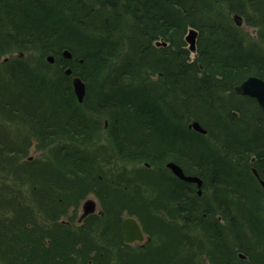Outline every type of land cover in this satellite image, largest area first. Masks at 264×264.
<instances>
[{
  "label": "trees",
  "instance_id": "trees-1",
  "mask_svg": "<svg viewBox=\"0 0 264 264\" xmlns=\"http://www.w3.org/2000/svg\"><path fill=\"white\" fill-rule=\"evenodd\" d=\"M233 15L255 32L233 22ZM189 28L198 32L194 53L185 40ZM158 39L166 45H156ZM5 55L3 120L27 124L26 132L44 146L64 135L84 147L108 128L109 157L103 165L102 151L85 154L80 147L66 158L52 152L44 165L48 177L41 175L49 200L32 188L18 203L8 183L0 185V264H186L187 258L196 262L197 250V260L206 252L213 264H264V233L251 215L256 211L249 203L239 215L217 208L226 185L209 163L217 150L246 165L252 150L243 146L264 140V112L233 89L249 74L264 79V0H0V58ZM66 66L73 73L67 75ZM74 75L86 83L81 105ZM192 121L206 134L189 128ZM20 131L0 121L5 174L20 156ZM252 148L261 151L256 166L264 177V151ZM112 156L139 165L112 166ZM168 161L203 179L201 201L196 186L174 176ZM204 188L212 191L209 199ZM91 192L103 214L74 223L69 202L76 213ZM127 208L151 225L162 248L138 252L122 240ZM237 219L242 228L234 232ZM198 226L205 231H195ZM184 241L196 245L192 255L181 248Z\"/></svg>",
  "mask_w": 264,
  "mask_h": 264
},
{
  "label": "rangeland",
  "instance_id": "rangeland-1",
  "mask_svg": "<svg viewBox=\"0 0 264 264\" xmlns=\"http://www.w3.org/2000/svg\"><path fill=\"white\" fill-rule=\"evenodd\" d=\"M241 20L242 21L240 23V26L242 25L246 31L250 30L252 33L255 32L254 30H252L251 27H248L244 24L243 19H241ZM197 37H198V32L196 31V38ZM196 38H195V42H196ZM161 42H163V45H166L164 43L163 39H161ZM186 43H188V42H186ZM190 51L194 53V51H192V50H190ZM15 54L16 53H14V55ZM6 59H9L7 55L2 56L0 58V61L6 60ZM50 63H54V61L50 62ZM1 95L3 96V94H1ZM102 120L104 121L103 126L105 127L106 120L105 119H102ZM0 121L4 122L9 128L21 129L20 134H19V139H20L19 142L20 143L18 146V152H19L20 156L17 158L16 164L12 165L11 173L5 174L4 172H2L0 170V185L4 184V182L6 181L8 183V184H5L7 190L8 189L13 190L14 195L18 197V203L24 202V200L27 201V197L30 196L32 188L36 191L37 194H40V195L42 194V196H44L46 200H49L50 198L48 197V193H47L48 191L47 190H41L43 188V185L41 183H39L38 185H31V187H30L29 185H27V182H26L28 180V178L26 177V181L23 183V181L25 180L24 179L25 176H21L20 174L23 173V170H25V172H28V170H29V172H32L34 167H36V170H35L36 175H38L40 177H41V175L44 177H48L47 176L48 174L45 171L46 168L44 167V165L46 164L48 159H52V152L57 154L58 156L66 158L68 156H72L76 152H79L80 147H83V143L77 142V141H71L70 139H67L64 135H62L59 138L57 137L55 142H52L51 144H47V146H44L43 143H41V144L39 143V140L32 134V131L27 130V132H26V128L28 127L27 124L23 125L20 122H17V123H15L16 124L15 125L12 122H7V121L3 120L1 114H0ZM107 131H108V128L107 129L106 128L101 129L100 130V138L98 140H95L96 138L93 139V140H95L94 143H92L93 142L92 140L86 141L85 142L86 144L82 148L83 151L85 152V154H90L93 152H96V154H98L99 152L102 151L101 163L103 165H104L105 161L107 160V158L109 157V154L106 151V147L109 146V142L107 140L108 138L106 137ZM204 134H206V132ZM252 147H255V148L260 147L262 149V151H264V146L262 144H260L259 142L256 143L255 141L250 142L247 145L243 146V148H245V150L246 149L247 150L254 149ZM261 149H258V150H261ZM111 150L113 152L112 147H111ZM218 155L220 157H217ZM222 157L225 159V161L223 163L218 164V162H216V159H221ZM226 157L224 156L223 152H221V151L217 152V150H216L213 157H211V159H209V161H210L209 163H211V161H214V162H212L211 167L214 170V172L218 174V176L221 175L222 178H225V174L228 175V171L231 172V170H232L240 177L239 180H241V184H243V187L241 188L239 185L235 186V184L232 183V182H234L233 179L228 180L229 182L227 183V185L229 188L225 191V193H228V196L231 199V201H229V202L227 201L229 204L228 207L231 208L230 213L233 215H237V214L239 215L240 209L243 210L244 209L243 207H245L247 209L248 205H252L253 210L256 212H255V216L252 213H251V215L254 217L255 220L260 222V223H257V226L264 233V194L262 192V189L258 185L254 176L251 175L252 173L250 172V174H247V172L245 170V163L243 162L244 159L238 160V159H234V157L232 158V156H228V155H226ZM110 161H112V163H113L112 166L117 165L118 167H122V165H123L124 167H127V168H133V167L139 165V162H134V163L125 162L124 163V161L121 158H117L115 156H112V159H110ZM231 164H234V165H231ZM193 166H194V168L198 167L197 165H193ZM223 166H224V168H222ZM246 166H249L248 163L246 164ZM127 168H125V169L127 170ZM120 171L123 172L124 171L123 168ZM127 171L124 172L125 175H128ZM49 177H50V174H49ZM139 184H141V183L139 182L138 185ZM196 188H197V186H196ZM140 189L142 190V186L140 187ZM20 190H22V192H18ZM204 190H205V192H203V193H205L204 195H206L209 199L211 192L205 188H204ZM20 197H21V200H20ZM201 197H202V195L199 196L198 200L201 201L202 200ZM85 198L95 199V201L97 203L95 205V210H96L95 213H97V211H99L101 206H102V203H100V204L98 203L100 201L99 197H97L94 193L91 192V193L86 194L83 198H81L79 200L78 206H77L78 211L76 213L72 212V208L69 209L68 215L70 216V218L73 220L74 223L76 222L77 217H78V215L82 209V205L85 202ZM203 198H205V196H203ZM219 199L222 200L225 198L220 197ZM220 204H218L217 208L222 210L224 206H222ZM71 214L72 215L75 214V216H71ZM131 215L135 216L137 218V215L130 214L129 208H127V210H124L123 214L121 215V218L123 219V218H125L127 216H131ZM37 217H39V215H37ZM218 221H219L218 223L220 224V228H225V229H222L224 231V233L226 232L228 234V232H229V234L227 235L229 237L228 241L233 242V238L235 239V237L231 238L232 232H231L228 224L226 223V221L223 220V217L221 215L219 216ZM234 223H237L236 230L234 232L239 231L240 228H242L241 219H239V220L237 219V222L235 221ZM141 224L144 228L145 235H147L151 239V241L149 243H146V244L143 243V246L139 245L136 248L137 251L138 252L139 251H151V253H154V251H156L158 248H162L164 243H161V240L156 238V236H152V235H155V233H154V230L151 227V225L145 226L146 224L145 225L143 223H141ZM195 231H198L199 233H203L205 230L201 226H198V227H196ZM151 233H152V235H151ZM206 238H207V236H206ZM204 239H205V237H204ZM181 248L183 249L184 252H187L189 250V252L187 254L192 255L193 254L192 252H194V250L196 249V245L194 244V246H192L188 242L185 243V241H184V244ZM198 251L199 250H197V252H195L196 253V255H195L196 262L194 260H190V258H187V260L185 259L186 264H197V262H198V264H213L214 263L212 261L213 258L212 259L208 258V255L206 254V252H204L202 255L199 254V258L197 260ZM138 252H137V254H138Z\"/></svg>",
  "mask_w": 264,
  "mask_h": 264
},
{
  "label": "water",
  "instance_id": "water-1",
  "mask_svg": "<svg viewBox=\"0 0 264 264\" xmlns=\"http://www.w3.org/2000/svg\"><path fill=\"white\" fill-rule=\"evenodd\" d=\"M236 24L240 25L241 18L239 16H234ZM195 38H196V31L193 28H189L187 34L185 35V40L189 44V49L194 51L195 50ZM63 56L65 58L70 59L72 57L71 53L65 50L63 52ZM47 60L49 62L54 61L53 56H48ZM66 74H70V70H66ZM72 88L74 94L79 100L83 99L85 93V86L83 81L80 79L79 76L75 75L71 79ZM234 91L238 95H246L255 98L258 102L260 108L264 111V81L256 76H250L244 79L242 82L237 84L234 87ZM196 130L204 132V129L201 128L197 121L191 122L189 125ZM167 166L171 168V170L181 179L185 181H195L200 184V180L197 177H192L190 175H185L180 166L176 163L170 161L167 163ZM264 185V183H263ZM90 200H86L83 203L84 212L87 213L88 209L93 206ZM122 237L126 242H133L135 240L143 239V232L141 230L140 224L136 217L134 216H127L122 221ZM239 256L242 257L241 254Z\"/></svg>",
  "mask_w": 264,
  "mask_h": 264
},
{
  "label": "bare ground",
  "instance_id": "bare-ground-1",
  "mask_svg": "<svg viewBox=\"0 0 264 264\" xmlns=\"http://www.w3.org/2000/svg\"><path fill=\"white\" fill-rule=\"evenodd\" d=\"M234 16H238V15H233L232 16V20H233V22L235 21V17ZM242 21V20H241ZM235 23H236V21H235ZM154 43H156V45H163V42H161V39H158V40H156ZM165 43V42H164ZM188 44V43H187ZM188 47H189V44H188ZM65 50H67V49H64L63 51H62V55H63V52L65 51ZM68 52H70L69 50H67ZM20 56H22V54H20ZM82 61V60H81ZM70 70V74L71 73H73V71H72V68L70 67V66H66L65 67V69H64V72H66V70ZM70 74H67V75H70ZM75 76V75H74ZM250 76H256V77H258V78H260V79H262L263 81H264V79L263 78H261V77H259L258 75H255V74H249V75H247L246 77H245V79L246 78H248V77H250ZM73 77V76H72ZM244 80V79H243ZM242 80V81H243ZM241 81V82H242ZM83 83H84V86H85V92H86V83L83 81ZM239 84V83H238ZM236 86V85H235ZM234 86V87H235ZM234 89V88H233ZM84 96H85V93H84ZM84 96H83V99H84ZM75 97H76V95H75ZM251 98H253V97H251ZM83 99L82 100H79L77 97H76V102L79 104V105H81V104H83ZM254 100H255V98H253ZM256 101V100H255ZM256 103H257V105H258V107H260L259 106V104H258V102L256 101ZM261 109V108H260ZM262 110V109H261ZM263 111V110H262ZM264 112V111H263ZM200 125V124H199ZM201 126V125H200ZM189 128H191V129H193L194 131H196V132H199V133H202V134H204L205 132H206V130L201 126V128L202 129H204V132H201V131H199V130H196V129H194L193 127H190L189 126ZM8 129V128H7ZM6 129V132H7V134L8 135H11L10 134V131H8ZM260 140V139H259ZM259 143L260 144H262V145H264V140H260L259 141ZM9 146H10V144H9ZM260 153H261V151H256V150H254V149H252V154L249 156V157H247V160H248V165L249 166H246L245 165V170H246V172H247V174H250L249 172H251L252 173V171L255 169H258L257 168V164L259 163L260 164V162H263V160H261L262 159V157H259L260 156ZM217 157H220L219 155L217 156ZM223 158V157H222ZM217 161L218 160H220V159H216ZM168 162H170V161H168ZM167 162V163H168ZM167 163H165V166L167 167V168H169L170 170H171V168L170 167H168L167 166ZM179 166V165H178ZM181 169H182V171L184 172V170H183V168L182 167H180ZM171 172L173 173V175L174 176H176V177H178L172 170H171ZM257 172V171H256ZM9 173H11V171L9 172ZM185 174V173H184ZM259 175L261 174L260 172L258 173ZM21 176H25V180L23 181V183L26 181V177L28 178V180L26 181L27 182V185H29L30 187H31V185H38L39 183H41V180H42V178L40 177V176H38V175H36V173L35 172H33V170H32V172H25V170H23V173H21L20 174ZM185 175H187V174H185ZM68 176H70V178H71V176H72V178H74V176L73 175H71V174H68ZM190 176H192V177H197L199 180H200V184L199 183H197V182H195V181H188V182H191V183H196L195 184V186H197V194H198V196H200L201 195V193H202V184H203V179L202 178H200L199 177V175H197V174H191ZM261 177H263V176H261L260 175V178ZM179 178V177H178ZM220 178V179H219ZM218 178V180H223L222 182L226 185V188H225V191L229 188L228 187V185H227V183L229 182L228 180H231V179H233L234 180V182H232V183H234V184H236V183H238V181H241V180H239V176L233 171V173L232 172H228V175L226 174L225 175V178H222L221 177V175H220V177ZM264 178V177H263ZM181 179V178H180ZM243 179V178H242ZM183 180V179H182ZM217 180V179H216ZM217 180V181H218ZM185 181V180H184ZM261 184H262V186L264 187V185H263V183H264V180L261 178ZM85 182H87V181H85ZM236 182V183H235ZM243 185V184H242ZM30 189V188H29ZM3 190V188H1L0 187V192ZM8 190H10V192L11 193H14L13 192V190H11V189H8ZM209 191L210 192H212L210 189H209ZM18 192H22V190H20V191H18ZM32 195V194H31ZM221 197H223V198H225V199H222V200H220V199H218L217 201H219L221 204L220 205H222V206H229V204H228V202L229 201H231V199H230V197L228 196V193H223V196H221ZM83 198V197H82ZM86 200H90L92 203L91 204H93V206H91L89 209H88V211H87V213H85L84 212V208L82 207V209H81V211H80V213H79V215H78V217H77V220H76V222L78 223H80V222H82L83 221V219H85L87 216H89V215H91V214H93V215H98V214H103V207L101 206V208H100V210L99 211H97V213H95L96 212V210H95V205L97 204L96 203V201H95V199H91V198H85V201ZM217 201H216V203H217ZM228 201V202H227ZM98 202V201H97ZM99 204L101 203V201H99L98 202ZM228 204V205H227ZM72 207V203L71 202H69V208H71ZM219 214L216 216L217 217V219H219ZM61 221H64L63 219L61 220ZM122 221L123 220H121L120 221V233H121V238H122V240L124 241V239H123V237H122ZM140 224V227H141V230H142V232H143V239H141V240H135V241H133V242H126V241H124L126 244H130V245H133V246H139V245H142L143 246V243L144 244H146V243H149L150 241H151V239L147 236V235H145V232H144V228H143V226H142V224L141 223H139ZM222 229H225V228H222ZM238 254H241L242 255V257L243 258H246V256L244 255V254H242V253H240V252H238Z\"/></svg>",
  "mask_w": 264,
  "mask_h": 264
},
{
  "label": "flooded vegetation",
  "instance_id": "flooded-vegetation-1",
  "mask_svg": "<svg viewBox=\"0 0 264 264\" xmlns=\"http://www.w3.org/2000/svg\"><path fill=\"white\" fill-rule=\"evenodd\" d=\"M257 171V172H256ZM259 173V171H258V169H254L253 171H252V175L254 176V178L256 179V181H257V183H258V185L261 187V189H262V192H263V194H264V187L262 186V184H261V178L264 180V178L263 177H261L260 178V175L258 174ZM82 207H83V205H82ZM122 220V219H121Z\"/></svg>",
  "mask_w": 264,
  "mask_h": 264
}]
</instances>
